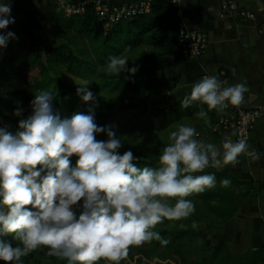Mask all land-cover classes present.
Segmentation results:
<instances>
[{"label": "clouds", "instance_id": "9594fccd", "mask_svg": "<svg viewBox=\"0 0 264 264\" xmlns=\"http://www.w3.org/2000/svg\"><path fill=\"white\" fill-rule=\"evenodd\" d=\"M11 10L12 0H0V30L15 22ZM14 38L13 31H0V48ZM128 61L124 54L110 55L106 71L135 74L138 68ZM91 82L82 79L77 88L88 102L86 112L61 118L53 91L39 89L27 117L23 108L14 109L20 117L15 132L0 126V260L5 264H24L22 258L38 248L67 264H121L130 246L153 240L166 246L169 239L156 226L194 213L189 197L217 185L216 173L205 169L235 166L242 154L261 157L249 150L247 138L229 136L217 144L199 138L192 124L178 123L156 166H138L131 148L119 151L124 141L114 127L96 123L99 101ZM247 91L246 82L205 75L192 84L181 107L198 103L197 115L211 126L209 111L241 104ZM100 133L107 139H97ZM219 183L227 187L231 180Z\"/></svg>", "mask_w": 264, "mask_h": 264}, {"label": "trees", "instance_id": "16d2710c", "mask_svg": "<svg viewBox=\"0 0 264 264\" xmlns=\"http://www.w3.org/2000/svg\"><path fill=\"white\" fill-rule=\"evenodd\" d=\"M41 10L51 25V28L63 41L49 43L39 48L37 38L30 26L22 20L8 25L5 31H13L16 38L8 42L6 48H0V126H9L15 132L20 117L15 116L14 109H24L23 116L31 113V101L37 90L43 89L44 77L49 72L62 73L73 65L83 63L93 67L96 52L103 50L105 58L110 55L125 53L129 58V67H137L135 74L122 72L120 75L109 74L105 69L97 72L95 87L107 90L113 95L112 102L104 105L96 114V123L103 126L123 127L130 131L148 132L174 130L191 112L181 107L180 98L171 101L170 91L177 84L176 77H169L166 69L179 64L183 60L181 53L179 28L181 13L179 5L170 0H152L148 12L131 19L104 27L96 15L93 6H88L82 15L66 17L57 6L56 0H49ZM146 45L149 51L131 54L132 50ZM131 50V51H130ZM43 54L46 62L43 61ZM20 79L23 88H8L9 81ZM207 110V106H204ZM193 110L200 111L198 103L193 104ZM8 112L14 118L4 117ZM224 112V111H223ZM215 110L208 112L211 126L217 123L222 113ZM61 118L64 116L60 113ZM204 117L202 120L204 121ZM77 157L73 156L75 163ZM138 166L150 164L138 159ZM206 172H215L217 185L203 193H194L190 199L195 204L192 214L203 222H213L206 219L204 212L213 215L217 221L227 222L239 209L240 180L233 174L207 168ZM229 178L231 184L221 186L219 181ZM191 215V216H192ZM167 219L156 226L162 236L169 239L166 246H171L182 260V264H257L264 262V249L249 250L236 254L228 244L220 243L214 247L204 248L198 243L197 235L177 224H170ZM10 239V237H6ZM15 243V242H14ZM151 248L161 246L159 241L150 242ZM158 251L153 258L159 257ZM160 258V257H159ZM24 260V257L22 258ZM104 263L103 260L98 264ZM0 264H5L0 260ZM25 264V260H24ZM141 264V263H140ZM142 264H148L143 262ZM159 264V263H154Z\"/></svg>", "mask_w": 264, "mask_h": 264}, {"label": "crops", "instance_id": "0c3cea01", "mask_svg": "<svg viewBox=\"0 0 264 264\" xmlns=\"http://www.w3.org/2000/svg\"><path fill=\"white\" fill-rule=\"evenodd\" d=\"M109 4L130 3L137 0H104ZM244 8L254 11L253 21H246L221 9L220 0H182L179 4L181 25L207 33L209 45L200 56L183 57V60L166 69L167 76L177 78V84L170 91L171 101L190 93L194 82L204 73L217 75L229 84L246 82L248 91L239 105L257 107L262 115L257 119L250 140L251 152L261 153L258 160L251 155H241L235 166L229 164L218 170L233 174L240 180L239 209L227 222H197V232L206 248L217 244H228L236 254L249 250L264 249V0H237ZM49 0H12L11 15L25 21L34 31L40 48L55 39V32L44 16L41 6ZM193 105L189 106V111ZM224 110V111H225ZM204 140L220 143L232 135V127H215ZM213 169V168H212ZM217 170V169H214ZM257 264H264L259 261Z\"/></svg>", "mask_w": 264, "mask_h": 264}, {"label": "rangeland", "instance_id": "374dc122", "mask_svg": "<svg viewBox=\"0 0 264 264\" xmlns=\"http://www.w3.org/2000/svg\"><path fill=\"white\" fill-rule=\"evenodd\" d=\"M63 41L61 37L55 35V39H50L49 43H59ZM40 48V47H39ZM43 49V48H40ZM131 51V50H130ZM149 51L146 45H141L137 49L132 50L131 54L139 56V54ZM125 54H130L125 50ZM108 58V57H107ZM107 58L103 53V50H98L96 52L95 63L93 67H87L83 63L79 65H73L68 67L62 73L49 72L44 77V87L43 89L53 91L55 97L53 100V105L56 110H58L64 117H70L76 112H86L88 109V102H84L81 96L77 94V88L80 87L78 84L82 79H91L92 82L89 88L97 95L99 104L95 109L96 114L101 108L112 102L113 95L107 90H98L95 87V81L97 77V72L106 70L105 65ZM43 61L46 62V56L43 54ZM8 88H23L25 84L20 79H15L9 81L6 85ZM198 111L192 110L188 116L181 121V123L192 124L196 127L197 131L200 132V137L203 139L205 136H209L213 133L212 129L204 123L202 117L197 115ZM4 117L14 118V116L8 112L3 114ZM117 134L121 136L124 141L123 147L119 150L121 153L131 148L134 155L139 157V159H144L150 163L157 164L159 155L162 151L163 146L168 142V132L170 129L161 131H148V132H137L130 131L123 127H114ZM97 139H107L106 134L100 133L97 135ZM206 219H213V215L203 213ZM200 221L193 215L188 218H183L181 220H175L170 222V224H177L183 229H188L193 231L196 235L197 232L192 227V221ZM198 237V235H197ZM198 243L206 248L204 243H201V239L198 237ZM46 247V246H45ZM158 251L159 257L153 258V254ZM25 264H67L66 259H61L58 257H48L45 255V251L41 248L36 249L28 256L24 257ZM147 262L148 264H182V260L178 254H176L171 246L158 247L156 249L151 248L150 243L146 242L141 246H130L129 253L126 258L121 261V264H142ZM104 264V263H102Z\"/></svg>", "mask_w": 264, "mask_h": 264}, {"label": "built area", "instance_id": "2783aa9c", "mask_svg": "<svg viewBox=\"0 0 264 264\" xmlns=\"http://www.w3.org/2000/svg\"><path fill=\"white\" fill-rule=\"evenodd\" d=\"M179 5L182 0H170ZM152 0H137L123 4H109L104 0H56L57 6L66 17L82 15L88 6H93L96 15L108 28L112 24L131 19L139 14L146 13L151 8ZM221 9L246 21H253L256 17L254 11L244 8L237 0H220ZM5 31V30H0ZM179 40L181 53L184 57L202 55L208 48L209 37L204 31L180 25ZM209 73H204L201 79ZM262 115V110L252 106H242L234 110H225L215 127H232L236 131L235 140L247 138L250 140L253 127Z\"/></svg>", "mask_w": 264, "mask_h": 264}]
</instances>
